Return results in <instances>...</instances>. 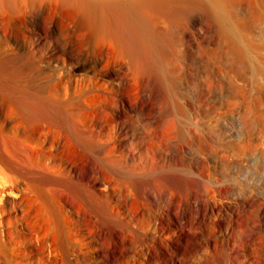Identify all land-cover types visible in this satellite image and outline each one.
<instances>
[{
	"label": "bare ground",
	"instance_id": "bare-ground-1",
	"mask_svg": "<svg viewBox=\"0 0 264 264\" xmlns=\"http://www.w3.org/2000/svg\"><path fill=\"white\" fill-rule=\"evenodd\" d=\"M4 17L0 264H264V0Z\"/></svg>",
	"mask_w": 264,
	"mask_h": 264
},
{
	"label": "rangeland",
	"instance_id": "rangeland-1",
	"mask_svg": "<svg viewBox=\"0 0 264 264\" xmlns=\"http://www.w3.org/2000/svg\"><path fill=\"white\" fill-rule=\"evenodd\" d=\"M6 19V20H5ZM4 22H2L3 20L1 19L0 21L4 24V26H5V30L7 31V33L8 32H10L9 34H7V36H5L4 34H3V29L1 30L0 29V39L1 40H3V41H7V43H10V45H12V44H20L21 43V40L18 38V36L16 35L17 34V32H15L16 30H15V28L12 26V23H11V21L8 19V18H6V17H4ZM9 22H8V21ZM11 23V24H10ZM7 27V28H6ZM5 31V32H6ZM28 43H30V42H28ZM262 83H264V80L262 81ZM261 83V85H263L264 86V84H262ZM263 86H261V102H259V104H258V106L260 107H258V109L259 110H261V111H263L264 112V87ZM251 100V99H250ZM249 100V101H250ZM254 104H253V101H252V103H251V101L249 102V108H253V107H255V105L253 106ZM251 106H253V107H251ZM87 250V249H86ZM86 250H84V252H87ZM83 258V257H82ZM83 260H84V263H86L88 260H87V258H86V256H84V258H83ZM83 260H82V262H83Z\"/></svg>",
	"mask_w": 264,
	"mask_h": 264
}]
</instances>
